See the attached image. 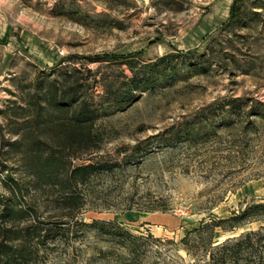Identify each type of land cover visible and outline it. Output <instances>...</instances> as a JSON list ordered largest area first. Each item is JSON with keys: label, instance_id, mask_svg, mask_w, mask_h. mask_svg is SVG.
Returning a JSON list of instances; mask_svg holds the SVG:
<instances>
[{"label": "rangeland", "instance_id": "374dc122", "mask_svg": "<svg viewBox=\"0 0 264 264\" xmlns=\"http://www.w3.org/2000/svg\"><path fill=\"white\" fill-rule=\"evenodd\" d=\"M236 1L0 0V194L7 175L28 192L10 144L49 128L36 124L48 80L89 84L79 98L102 108L99 143L73 160L98 166L80 213L29 189L28 223L56 229L14 264H204L193 230L264 201V0H241L232 21Z\"/></svg>", "mask_w": 264, "mask_h": 264}, {"label": "trees", "instance_id": "16d2710c", "mask_svg": "<svg viewBox=\"0 0 264 264\" xmlns=\"http://www.w3.org/2000/svg\"><path fill=\"white\" fill-rule=\"evenodd\" d=\"M240 1L237 0L233 6L232 21H239ZM70 76L72 75L69 74ZM59 83L57 79L48 80L45 93L47 104L38 110L36 124L41 126L47 123L49 128L38 133L28 127L29 132H18L19 138L10 144L17 150L31 183L27 186L28 192H25L26 187L22 180L11 175L6 176L10 181L7 183L9 194H0V264L30 260L34 255L35 246L31 244L32 240L35 237H43L41 242L49 240L53 236H50L49 232L56 229L44 228L38 222L28 223L33 221L31 219H34V216L39 217L40 210L36 205L23 200L26 193L30 194V190L58 189L61 192L59 199L63 201L59 207L63 213L59 216H77L83 202L76 189L80 184L87 183L98 170L95 163L75 165L73 160L79 148L93 149V146L99 143L96 121L102 108L91 106L86 98H79L81 87L89 84L76 81L67 89L64 85L59 86ZM129 84L130 91L141 87L137 79L131 78ZM20 109L27 108L20 106ZM15 113L17 114V111ZM62 113L67 117H62ZM26 140H29L28 144L25 143ZM7 167L3 163V169ZM256 221L261 223L256 230L225 240L217 239V228L225 232H236ZM24 223L28 224L22 226ZM47 229L48 233L43 235V230ZM192 234L196 244L202 243V246L198 245L196 248L198 251H204L206 255L204 264H264V201L249 203L228 218L204 222L195 228ZM189 238L188 235L186 240ZM192 247L195 248V244ZM191 249L189 246V251ZM194 257L199 263L197 255Z\"/></svg>", "mask_w": 264, "mask_h": 264}]
</instances>
